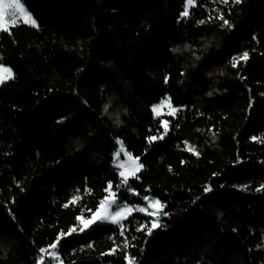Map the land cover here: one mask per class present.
Listing matches in <instances>:
<instances>
[{"label":"trees","instance_id":"1","mask_svg":"<svg viewBox=\"0 0 264 264\" xmlns=\"http://www.w3.org/2000/svg\"><path fill=\"white\" fill-rule=\"evenodd\" d=\"M21 1L38 27L0 31L15 75L0 85V264H38L72 227L61 264H264V0H196L187 18L186 0ZM164 98L175 116L153 113ZM118 141L144 165L139 196L115 187ZM109 182L121 201L159 199L160 227L136 231L153 218L134 212L123 236L80 232Z\"/></svg>","mask_w":264,"mask_h":264},{"label":"snow or ice","instance_id":"2","mask_svg":"<svg viewBox=\"0 0 264 264\" xmlns=\"http://www.w3.org/2000/svg\"><path fill=\"white\" fill-rule=\"evenodd\" d=\"M223 4H229L230 0H220ZM232 3L240 4L242 0H231ZM196 6V0H186L184 10L181 12V17L187 18L190 14V8ZM6 16H10V20H6ZM218 19L222 20L223 26L226 27H232L230 22L224 18L223 15H219L217 17ZM25 25H31L32 27H38L37 20L33 17L31 12L26 9V6L21 2V0H10V2H7V0H0V31L4 32H10V26L14 27L19 22H21ZM199 23L203 24L205 21H199ZM173 51H177L174 49ZM248 60V53L245 52L240 56L233 57L231 60V65L233 68H236L240 61H247ZM15 79V75L11 68L5 67L2 64H0V84L5 83V81H10ZM168 82V78L165 77V83ZM211 95V93H209ZM164 105H167L169 108L168 115L169 116H175L180 109L174 107L171 103L170 98H165L161 101L159 105H154L152 108L153 113L156 116L160 115V108ZM251 106V105H250ZM164 133L160 136H150L148 137L149 143L156 141L157 139H164V136L169 133V121L165 120L161 122ZM254 141H258L261 143H264V140H261L258 137H252ZM120 143V149L117 153L114 154V162L117 163V167L120 169H124L119 172L121 179V183L119 185H116L115 187L119 189L121 186H127L128 191H130L133 195L139 196L140 193L136 192L130 185V177L131 178H137V174L143 169L144 165L142 163H139V157H133L131 153L125 151L124 145L122 142ZM186 150L189 152H192L194 155H199L198 150L193 146L188 144V142H185ZM123 152L124 156L127 157L128 161H131V166L126 168V162L119 161V155ZM239 159L237 160V163H239ZM171 171V169H170ZM242 190L247 188V185L241 186ZM113 184L112 182L108 183L107 188L105 189L106 192H108V195L100 201V206L96 209L95 212L91 213V217L84 218L83 216H78L77 220L81 222L83 227H80L78 230L80 232H84L88 230L93 225L101 222V221H107L111 224L119 225L120 228V235L123 236L125 233V224L124 221H128L130 217H132L134 212L144 213L146 216L153 217L150 221L151 226L148 227L147 225H140L136 231H144L146 229L147 234L151 235L153 230L160 227V224L158 223L159 216L161 214L166 215V213L163 212V209L165 205L156 198H152L148 195L143 196V200L146 202L145 206L140 205H129L126 202L120 203L119 197H117L116 192L112 190ZM261 189H264V185H261L260 188L257 189V191H260ZM87 192L88 190L85 189ZM212 188L210 186H206L204 188V192L208 193L211 192ZM81 200L80 195H75L72 197V199L69 201L68 204H65V207H68L69 204H75L77 201ZM114 209V210H113ZM91 211V210H89ZM77 231L76 227H72L68 230L67 233H60L58 234L57 241L54 242L52 245H50L51 249H53L52 252H48L47 249H40V252L42 255L39 257L38 264H45V258L44 255L47 253L52 258L58 259L57 253L55 249L59 247V244L61 243L62 238L71 236L73 233ZM88 247H92L91 244L88 245ZM124 249H127L130 247V244L128 241L124 242L123 245ZM118 249L113 248L110 249L108 253H103L102 255H115L117 253ZM125 259L127 264H137V259L133 256L128 255L125 253Z\"/></svg>","mask_w":264,"mask_h":264},{"label":"rangeland","instance_id":"3","mask_svg":"<svg viewBox=\"0 0 264 264\" xmlns=\"http://www.w3.org/2000/svg\"><path fill=\"white\" fill-rule=\"evenodd\" d=\"M7 2H10V0H7ZM22 2V1H21ZM23 3V2H22ZM24 4V3H23ZM25 5V4H24ZM26 9L28 10V8L26 7ZM32 14V13H31ZM33 15V14H32ZM34 17V16H33ZM35 18V17H34ZM11 19V17L10 16H6V20H10ZM36 19V18H35ZM19 23H22V21L21 22H19ZM31 26V25H30ZM0 64H2V63H0ZM3 66H5V67H9V66H7V65H5V64H2ZM10 68V67H9ZM6 82V81H5ZM1 85V84H0ZM165 99V98H164ZM164 99H162V100H164ZM161 100V101H162ZM161 101L159 102V103H157V104H155V105H159L160 103H161ZM154 106V105H153ZM153 106H152V108H153ZM168 111H169V108L167 107V105H164V106H162L161 108H160V115H162V114H165V113H168ZM125 148V147H124ZM119 149H120V143L118 144V147H117V149L115 150V152L113 153V160H112V165L115 167V168H117V170H118V172H120V171H122V170H124V169H120V168H118L117 167V163L116 162H114V154L115 153H117L118 151H119ZM125 151H127V152H129L126 148H125ZM130 153V152H129ZM133 156V155H132ZM134 157V156H133ZM119 161H122V162H126V168L127 167H129V166H131V161H128L127 160V157H125L124 156V153L123 152H121L120 153V155H119ZM148 196H150V197H152V198H156V197H154V196H151V195H148ZM157 199V198H156ZM119 202L120 203H125V201H121V200H119ZM127 204H129V205H140V206H145V204H146V202L144 201V202H142V203H139V202H137V203H129V202H126ZM114 210V209H113ZM160 217H161V215L159 216V219H160ZM153 218V217H152ZM154 219V218H153ZM159 219H158V223H159ZM97 224H111V223H109V222H107V221H101V222H99V223H97ZM112 225H116V224H112ZM82 227H83V225H82ZM47 250H48V252L50 253V252H52L53 251V249H51V247L50 248H47ZM56 251V250H55ZM42 255V254H41ZM44 255V258H45V264H61L60 263V261H59V257H58V259H56V258H52L50 255H48L47 253H45V254H43Z\"/></svg>","mask_w":264,"mask_h":264}]
</instances>
